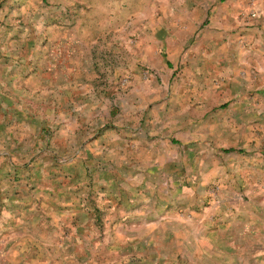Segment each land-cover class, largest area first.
Listing matches in <instances>:
<instances>
[{"label":"rangeland","instance_id":"1","mask_svg":"<svg viewBox=\"0 0 264 264\" xmlns=\"http://www.w3.org/2000/svg\"><path fill=\"white\" fill-rule=\"evenodd\" d=\"M0 264H264V0H0Z\"/></svg>","mask_w":264,"mask_h":264},{"label":"crops","instance_id":"2","mask_svg":"<svg viewBox=\"0 0 264 264\" xmlns=\"http://www.w3.org/2000/svg\"><path fill=\"white\" fill-rule=\"evenodd\" d=\"M249 41H251V42H252V41H254V40H253V39H249Z\"/></svg>","mask_w":264,"mask_h":264}]
</instances>
